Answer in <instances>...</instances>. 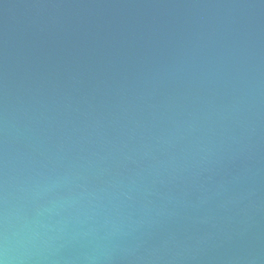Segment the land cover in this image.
<instances>
[{"label": "water", "instance_id": "95a60500", "mask_svg": "<svg viewBox=\"0 0 264 264\" xmlns=\"http://www.w3.org/2000/svg\"><path fill=\"white\" fill-rule=\"evenodd\" d=\"M0 264H264V0H0Z\"/></svg>", "mask_w": 264, "mask_h": 264}]
</instances>
